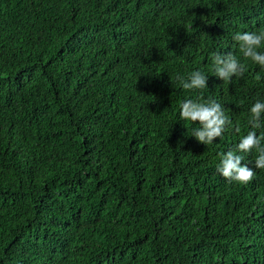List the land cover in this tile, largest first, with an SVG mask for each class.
Returning <instances> with one entry per match:
<instances>
[{
  "label": "trees",
  "instance_id": "16d2710c",
  "mask_svg": "<svg viewBox=\"0 0 264 264\" xmlns=\"http://www.w3.org/2000/svg\"><path fill=\"white\" fill-rule=\"evenodd\" d=\"M245 31L264 0H0V264H264ZM217 53L243 75L217 78ZM197 70L207 88H182ZM186 99L223 106L221 137L191 136ZM227 151L251 181L217 172Z\"/></svg>",
  "mask_w": 264,
  "mask_h": 264
},
{
  "label": "clouds",
  "instance_id": "9594fccd",
  "mask_svg": "<svg viewBox=\"0 0 264 264\" xmlns=\"http://www.w3.org/2000/svg\"><path fill=\"white\" fill-rule=\"evenodd\" d=\"M233 39L239 43L240 51L243 57L250 58L254 63L264 67V31H245L236 33ZM244 65L241 60L231 53L219 54L214 57L215 76L224 81H231L236 76H242ZM207 75L202 71H193L187 78L178 76L177 80L184 89H205ZM259 78V77H258ZM251 118L249 124L251 129L247 135L243 136L238 144V150L243 153H249L253 149L258 155L255 158L256 168H264V134L257 135L256 129L264 127V99L256 100L250 108ZM179 116L182 120L199 122V127L192 130L191 136H194L204 145L210 144L215 138L221 137L226 125L231 121L226 115L223 106L215 100L207 102H198L192 99H186L180 105ZM243 157L235 154L233 151H227L220 154V162L217 166V172L224 178L239 183H248L252 180L254 171L247 164H242Z\"/></svg>",
  "mask_w": 264,
  "mask_h": 264
}]
</instances>
